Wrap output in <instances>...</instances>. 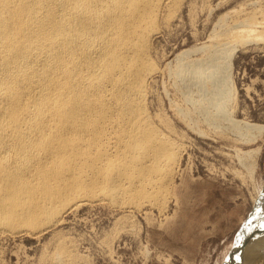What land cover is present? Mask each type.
Instances as JSON below:
<instances>
[{"label":"bare ground","instance_id":"1","mask_svg":"<svg viewBox=\"0 0 264 264\" xmlns=\"http://www.w3.org/2000/svg\"><path fill=\"white\" fill-rule=\"evenodd\" d=\"M214 1L225 0L198 8L185 0H0V240L50 235L45 262L77 264V243L58 230L67 216L100 205L119 211L121 223L138 214L148 224L152 212L166 218L172 199L186 202L176 184L187 155L183 129L210 139L204 128H222L221 140L238 144L260 136L263 126L231 117L226 84L237 48L264 41L256 0L220 14L208 43L164 64L157 51L180 15H211ZM236 148L240 163L254 152ZM259 189L225 264H264V182Z\"/></svg>","mask_w":264,"mask_h":264},{"label":"rangeland","instance_id":"2","mask_svg":"<svg viewBox=\"0 0 264 264\" xmlns=\"http://www.w3.org/2000/svg\"><path fill=\"white\" fill-rule=\"evenodd\" d=\"M201 1L204 0H185L184 5L187 8L188 4H193V7L198 8L201 6ZM243 1L247 3L251 0H225L221 5H216L214 1L208 3V8L216 9L211 15H208L209 9L205 11L206 14L204 12L200 15L197 12L196 15L186 13V15H180L179 19L185 23L178 19L177 27H174L167 35L163 34L156 42V46H159L157 51L160 57L164 56L162 64L171 62V56L182 50L208 43L213 23L222 16L220 14L225 11L239 10L240 6L246 4ZM256 1L258 8L264 10V0ZM244 6L243 8L247 7ZM229 16L238 18L242 15ZM196 54L197 57H201L205 56L206 52L200 50ZM234 54L229 68L226 67V72L231 76L228 77L226 84H233L231 92H227V95H232L228 100V110L235 120L264 127V41L242 45ZM170 79L168 80L165 75L163 83L173 88ZM162 84L158 85L157 95L165 103L163 111L165 110L169 116L166 108L167 100L160 89ZM204 129L213 137L209 139L183 129V132L185 131L184 141L188 146L187 155L182 164L181 176L176 184L182 187L181 190L187 198L183 204L176 203L174 199L171 200L166 214L167 219L164 218L165 215L161 216L152 212L149 215L151 221L148 220L149 223L146 224L145 216L134 214L130 218L133 222L130 221L128 224L123 222L127 226L121 223L122 218L119 211L100 205L83 209L77 217L67 216L65 218L67 223L59 226L58 230L61 229L62 234L66 233L64 236H69V239L72 235L71 239L75 244L79 243L75 245V249L78 247L76 252L83 257L80 259L78 257L77 264H225L228 256L230 257L235 252L233 248L235 237L252 214L254 202H257L255 199L260 196L259 188L264 182V130L255 141L238 144L236 141L221 140L220 136L225 129L217 128L213 130L214 132H209L207 128ZM214 137L219 140L213 142ZM234 147H238L236 149H240L241 152H249V150L255 152L259 148L260 152L258 158H254L253 152L248 155L247 162L240 163L237 155L234 154ZM253 160L255 161V173L250 174L249 167ZM184 181L187 182L184 183ZM257 220L258 215L255 217L256 223ZM130 223L133 225L131 226ZM120 225L122 227L125 225V227L122 229ZM135 225L137 228L134 227ZM116 226L119 228H115ZM115 229L120 237L113 233ZM118 229L123 230V233ZM111 234H114L115 238ZM107 236L111 237V240ZM102 238L106 240V243ZM49 239L50 235H46L39 241L25 236L24 238L23 236L4 238L0 240L1 261L3 264H47L46 259L41 256V250ZM108 240L113 245L109 244L107 249ZM102 243L103 246L105 243L104 247Z\"/></svg>","mask_w":264,"mask_h":264}]
</instances>
